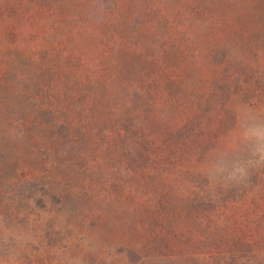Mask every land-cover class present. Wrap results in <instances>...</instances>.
Here are the masks:
<instances>
[{
  "label": "rangeland",
  "instance_id": "rangeland-1",
  "mask_svg": "<svg viewBox=\"0 0 264 264\" xmlns=\"http://www.w3.org/2000/svg\"><path fill=\"white\" fill-rule=\"evenodd\" d=\"M78 1L0 0V264H108L137 242L138 229L161 225L166 218L165 232L177 229L175 242L190 258L169 260L162 255L172 253L165 250L156 255L163 245L154 242L147 249L154 258L151 264H226L224 257L218 260L210 254L231 244L244 257L233 264H247L251 248L254 259L264 262V98L253 92L257 82L264 85V32L252 48L213 55L217 63L226 56L232 68L247 76L243 89L225 77L229 72H220L214 80L203 55L189 67L188 54L170 49L166 24L153 15L143 21L147 5L182 11L189 0H138L140 15L128 23L127 15L109 12L113 0H89V15ZM193 1L211 6L219 20L231 17L233 23L257 30L262 26L249 14L257 12L253 7L262 5L260 0ZM234 4L242 10L236 11ZM132 52L138 53L135 59L130 58ZM144 53L160 60L163 69L158 74ZM105 57L108 70L101 65ZM256 57L261 58L259 64L253 61ZM51 68L73 70L60 77ZM128 71L136 76L133 86L149 75V87L158 76L154 91L159 93L155 103L160 114L147 113L145 119L154 143L143 153L132 141L122 140L117 152L101 148L92 170L78 177L83 164L72 155L68 132L56 125L62 118L48 113L50 104L43 97L54 87L65 101L53 104L62 108L68 122L80 120L86 102L78 100L77 86L99 78L100 95L110 96L111 106L117 107L113 114L108 109L102 114L110 121L101 124L107 132L115 129L112 124L124 122L121 119L130 122L141 109L143 100H131L125 91L123 107L118 108V84L124 80L121 76L128 78ZM171 71L189 74L200 91L211 87L223 92L220 86L229 82L228 92H236L228 101L223 95L215 102L219 107L210 122L214 136L198 149L178 141L176 131L186 115L162 108ZM220 79L225 81L220 84ZM180 151L182 158L175 160ZM82 179L90 189L78 199L70 192L79 190ZM81 214L87 216L84 224ZM130 256L127 260L134 262L140 254Z\"/></svg>",
  "mask_w": 264,
  "mask_h": 264
},
{
  "label": "trees",
  "instance_id": "trees-1",
  "mask_svg": "<svg viewBox=\"0 0 264 264\" xmlns=\"http://www.w3.org/2000/svg\"><path fill=\"white\" fill-rule=\"evenodd\" d=\"M53 4H57L61 0H53ZM102 1V0H101ZM106 1V0H105ZM113 7L108 8L111 14L118 15H127L125 18L127 23L132 20V17H138L141 9L138 6V0H113ZM262 5H257L254 3V10L256 13H249L252 19L262 21V26L257 30L255 27H242L237 23H233L234 20L231 17H225L222 20L217 18V13L213 12L211 6H208L205 3L198 4L195 1H185L183 2V10L179 11L174 8H165L163 6H155L154 4L147 5L144 9L145 12L142 13L143 21H149L150 16H157L161 22L166 24L167 32L169 33V46L170 49L178 52L188 54V64L189 67H193L198 64L199 56L203 55V59H205L206 67L211 70L213 79L214 76H219L220 72H229L228 77L232 79L231 81L237 82L246 89L247 85V76L243 75L238 69H234L232 62L226 56H223V60L217 63L214 60L213 55H215L218 51H222L224 55H226V51L234 50V51H245V46L252 48V42H255L256 38L261 35V32H264V0H260ZM64 2V0H63ZM73 0H67V3L70 4ZM136 2V3H135ZM135 3V4H134ZM77 6L84 13L88 14V7L93 4V1L89 0H81L76 2ZM237 10H242V6L240 4H234ZM56 11L55 9L53 12ZM248 14V13H247ZM89 15V14H88ZM121 17V16H120ZM151 21V20H150ZM258 21V22H259ZM232 24V25H231ZM259 24V23H258ZM219 41V44L216 42ZM124 47V46H123ZM244 49H242V48ZM229 49V50H228ZM190 55V56H189ZM138 53L132 52L130 58L137 57ZM257 56V55H256ZM146 58V59H145ZM135 59V58H134ZM144 59L147 64H149L155 72V69L160 72L162 64H160V60L154 58L152 55L144 53ZM66 60V59H65ZM102 67L106 62H109L107 58H102ZM255 63L259 64L261 62V58H254ZM115 67L118 68L119 63L113 62ZM68 65V64H66ZM205 66V64H204ZM126 69V68H125ZM137 69V68H136ZM206 69V70H208ZM73 68H71V71ZM106 70L108 67L106 66ZM53 74L58 75L60 77H64L65 75L71 73L69 70H58L56 68H51ZM68 71V72H67ZM126 71V70H125ZM65 72L67 74H65ZM75 72V71H74ZM146 74V73H145ZM157 74L153 78V83L149 84V87H146L145 80L146 77L142 76L143 80H141L144 84H141V81H136L138 84L136 86L132 85V80L136 78L134 74L128 71V78H123L121 76L122 82L119 83V87L122 88L120 92L116 96L118 108L123 107V99L121 96H124L123 91L126 92L131 98V100H136L134 98L138 97L143 100L140 102L141 109L136 110L134 116L131 118L130 122H125V120L121 119L118 123L112 124L111 128H115L110 131H104L101 129V124L106 123L109 124L108 118L103 116L105 109L108 111L115 112V105L111 106L112 100L108 95L103 94V97L100 95V89L102 88L101 82L99 78L96 80H87L82 81L81 85H78V89L80 90L79 95L77 96L78 100H84L85 105L80 110L79 116H81L80 120L75 121L74 119L71 122H68L65 114L62 113L63 110L60 106H55L54 102H61L60 94L54 92V87H49L47 89V96H44V100L49 108L48 113L52 116H56V118L61 117L62 121L58 122L56 125L59 128H62L68 135L71 137L68 142L74 146V154L75 159L79 164H83V168L80 169L77 176H85L86 173L90 172L94 167L96 161L100 158L96 153L99 152L101 148H103L106 152L108 150L114 149L117 152V149L122 143L132 141L136 146L141 147V152L143 153L149 144L154 143L151 135L146 132L145 119L147 113H151L154 116H159V106H156L155 100L156 97L159 96V93L155 92L154 86L158 81ZM153 75V74H152ZM119 78V76H116ZM189 74H172V71L169 73V76L166 78V100L164 106L169 107V109L173 108V113H181L186 115L184 123L182 126L178 128L176 133H178V141H182L180 144L182 146L192 145L196 149L202 147L207 144L213 136L214 132L210 128V122L212 120L214 110L219 107V104L215 103L216 101H221L222 96H227L225 101L230 100L232 96L236 95L235 91H229L226 89L229 88V82H223L225 80H218L219 83H222L220 86V90L223 92H218V90H211L210 88H206L204 91H200V85L193 84L189 80ZM128 79V80H125ZM191 79V78H190ZM229 79V80H230ZM262 81L257 82L255 85V90L253 88V92L258 94L259 98H264V85L260 83ZM76 86V84L74 85ZM225 90H227V94H225ZM224 93V94H223ZM245 93V92H244ZM224 101V102H225ZM127 104H125L126 106ZM128 106V105H127ZM220 108L224 109L225 105L222 102ZM118 109V110H119ZM113 114V113H111ZM185 129V135L180 133L181 129ZM104 131V132H103ZM139 132V134H136ZM123 140V141H122ZM156 141V140H155ZM167 142V140H164ZM170 143V141H169ZM182 153L176 156L175 160H180L182 158ZM169 158V153L167 154ZM1 172L0 171V175ZM90 189L89 182H86L85 179L80 180V188L76 192L71 190L70 195L77 197L78 199L86 196L87 192ZM80 223L84 224L86 222V215H79ZM207 218H203V221H206ZM161 225L153 224L152 226H144L143 229H138L140 238H136L137 242L133 245H127L126 250L123 249L119 253L115 254L112 257V261L108 262V264H120L119 260H125L124 264H151L150 260H154L151 256H148V247H151L154 242H157L160 245L158 253L159 255L161 251L172 253V254H164L162 255L164 258H168L169 260H186L188 257V253L185 252L184 249L179 248L180 246L176 244L175 240L177 238V229L172 226V230L170 232H165V227L169 223V218H166L165 222L160 221ZM144 232H147V236L145 237ZM146 238L147 242H142L141 239ZM71 241V238H69ZM170 239V241H169ZM184 250V252H183ZM251 248L250 252L252 256H249V262L247 264H264L263 261L254 259V252ZM234 244L224 247L220 251H215L210 254V257H214L218 260H223V257L229 262L226 264H233V261H237L238 258L244 259L243 256H238V252H236ZM140 254L137 259H134V262H129L131 256L130 254ZM238 257H237V256ZM121 257V259H117ZM122 260V261H123ZM155 264V263H154Z\"/></svg>",
  "mask_w": 264,
  "mask_h": 264
}]
</instances>
